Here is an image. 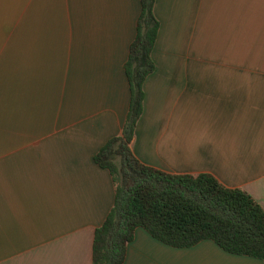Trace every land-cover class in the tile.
Instances as JSON below:
<instances>
[{
    "label": "crops",
    "instance_id": "obj_1",
    "mask_svg": "<svg viewBox=\"0 0 264 264\" xmlns=\"http://www.w3.org/2000/svg\"><path fill=\"white\" fill-rule=\"evenodd\" d=\"M140 0H0V264H91L115 188L94 156L122 133ZM160 28L131 145L264 209V0H155ZM124 264H264L138 228Z\"/></svg>",
    "mask_w": 264,
    "mask_h": 264
},
{
    "label": "trees",
    "instance_id": "obj_2",
    "mask_svg": "<svg viewBox=\"0 0 264 264\" xmlns=\"http://www.w3.org/2000/svg\"><path fill=\"white\" fill-rule=\"evenodd\" d=\"M155 0H140L141 11L124 71L130 105L120 136L94 156L112 178L114 205L95 230L91 264H124L136 229L176 249L212 241L224 252L264 262V209L245 191L230 189L210 174H169L142 164L131 145L143 112L144 82L155 70L152 52L159 22Z\"/></svg>",
    "mask_w": 264,
    "mask_h": 264
}]
</instances>
